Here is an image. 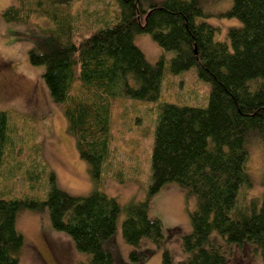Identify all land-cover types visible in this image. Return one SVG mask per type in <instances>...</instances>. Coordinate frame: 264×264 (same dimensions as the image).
I'll return each instance as SVG.
<instances>
[{
  "label": "trees",
  "instance_id": "1",
  "mask_svg": "<svg viewBox=\"0 0 264 264\" xmlns=\"http://www.w3.org/2000/svg\"><path fill=\"white\" fill-rule=\"evenodd\" d=\"M74 1L16 0L1 18L33 26L35 15L55 26L35 28L28 59L44 67L42 80L62 108L95 187L87 195H72L49 171L45 199L7 196L1 180L13 125L11 114L0 110V264H19L24 237L16 217L21 209L47 210L51 227L88 255L85 264H116L109 239L121 213L122 236L131 247L129 264L150 257L151 251L140 247L145 238L162 249V264H228L223 248L245 242L264 261V191L248 201L240 195L253 184L247 169L248 140L258 138L264 149V0H229L217 15L238 24L224 35L206 20L213 15L209 0H115L120 18L85 31L69 13ZM143 33L172 52L171 58L162 54L150 63L135 44L136 35ZM193 67L209 84L207 105L158 106L147 197L121 205L97 188L110 155L115 106L122 97L156 102L166 68L177 75ZM168 182L196 200L190 232L181 240L184 257L177 262L164 248L162 222L149 216L150 197Z\"/></svg>",
  "mask_w": 264,
  "mask_h": 264
},
{
  "label": "rangeland",
  "instance_id": "2",
  "mask_svg": "<svg viewBox=\"0 0 264 264\" xmlns=\"http://www.w3.org/2000/svg\"><path fill=\"white\" fill-rule=\"evenodd\" d=\"M228 2L209 0L206 3L208 11L213 13L206 20L218 25L222 35L229 26L238 24L237 19L217 15L226 10ZM15 3L16 0H0V110L11 114L13 125L1 188L13 199L43 200L50 188L48 173L51 171L59 187L72 195H87L95 187L88 164L80 157L75 139L67 131L61 106L53 102L42 80L44 67L33 66L28 59L32 36L38 32L35 28L54 25L48 18L35 15L33 26L5 22L1 18L2 11ZM118 12L115 0H75L69 11L73 23L80 24L82 31L116 22L120 18ZM135 44L152 64L162 54L167 59L173 54L164 51L149 34L136 35ZM164 79L156 102L122 97L112 112L113 141L106 171L103 169L97 188L116 198L121 205L147 197L158 106L164 102L194 106L208 103L209 84L197 76L194 67L177 75L166 68ZM247 149V169L253 184L240 194L243 201L258 197L264 191L261 141L254 137L249 139ZM116 175L123 181H118ZM195 208V197L175 182L165 183L150 197L149 216L162 222L164 248L171 252L175 262L184 257L181 240L190 232V214ZM123 219L124 213H121L109 239L116 264L130 263L131 247L123 239L121 230ZM16 228L24 237V246L18 253L19 264H85L89 259L75 249L70 237L51 227L45 209H21L17 213ZM213 237L222 241L216 233ZM140 247L151 251L150 257L140 264H162V249L152 241L145 238ZM223 249L228 264H264L260 251L251 243L226 245Z\"/></svg>",
  "mask_w": 264,
  "mask_h": 264
}]
</instances>
